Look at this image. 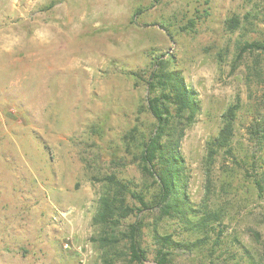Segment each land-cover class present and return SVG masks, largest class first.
I'll list each match as a JSON object with an SVG mask.
<instances>
[{"label": "rangeland", "instance_id": "374dc122", "mask_svg": "<svg viewBox=\"0 0 264 264\" xmlns=\"http://www.w3.org/2000/svg\"><path fill=\"white\" fill-rule=\"evenodd\" d=\"M250 44L264 46V0H0V264H128L93 218L106 176L156 187L138 159L152 54L172 58L199 112L173 138L191 210L139 215L144 264L155 229L189 245L174 264H264V140L250 135L264 49ZM230 108V143L212 151Z\"/></svg>", "mask_w": 264, "mask_h": 264}, {"label": "trees", "instance_id": "16d2710c", "mask_svg": "<svg viewBox=\"0 0 264 264\" xmlns=\"http://www.w3.org/2000/svg\"><path fill=\"white\" fill-rule=\"evenodd\" d=\"M249 48L264 49L260 44H250ZM153 56L152 70L147 85L150 97L148 111L155 120V127L149 135L143 136L138 144V159L142 167L156 185L153 195L148 198L142 191L135 190L132 184L119 180L116 176L103 178L105 190L99 200V209L93 224L102 229L98 243L103 249L128 258V264H144L147 252L142 247L143 223L139 215L143 212L159 214L163 217L183 218L191 210L184 194V159L178 150V140H173L180 129L178 120L194 122L199 112L194 90L189 88L182 74L173 70L174 61L166 55ZM132 76L141 77L137 73ZM224 127L219 136L211 143L215 147L228 146L233 135L235 112L230 108L225 115ZM184 131V129H183ZM182 129L180 133L183 132ZM132 133V132H131ZM250 135L254 144L262 145L264 140V121H255ZM260 193L264 184L257 182ZM135 217L133 223L127 221ZM157 245L155 263L174 264L178 251L189 245L176 242L171 235L154 231ZM191 246V245H190ZM108 259V260H107ZM113 257L106 258V264H113Z\"/></svg>", "mask_w": 264, "mask_h": 264}, {"label": "crops", "instance_id": "0c3cea01", "mask_svg": "<svg viewBox=\"0 0 264 264\" xmlns=\"http://www.w3.org/2000/svg\"><path fill=\"white\" fill-rule=\"evenodd\" d=\"M23 13L20 12V16L19 17H22Z\"/></svg>", "mask_w": 264, "mask_h": 264}, {"label": "built area", "instance_id": "2783aa9c", "mask_svg": "<svg viewBox=\"0 0 264 264\" xmlns=\"http://www.w3.org/2000/svg\"><path fill=\"white\" fill-rule=\"evenodd\" d=\"M65 247H66V248H68V246H67V245H66Z\"/></svg>", "mask_w": 264, "mask_h": 264}]
</instances>
